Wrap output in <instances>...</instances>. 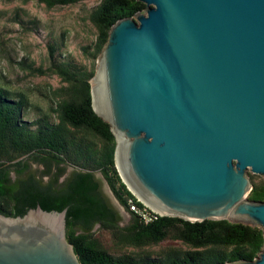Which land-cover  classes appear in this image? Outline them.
<instances>
[{"label":"water","instance_id":"1","mask_svg":"<svg viewBox=\"0 0 264 264\" xmlns=\"http://www.w3.org/2000/svg\"><path fill=\"white\" fill-rule=\"evenodd\" d=\"M118 20L92 80L129 190L165 216L227 219L264 231V0H139ZM67 212H0V264H82ZM264 264V245L253 260Z\"/></svg>","mask_w":264,"mask_h":264},{"label":"trees","instance_id":"2","mask_svg":"<svg viewBox=\"0 0 264 264\" xmlns=\"http://www.w3.org/2000/svg\"><path fill=\"white\" fill-rule=\"evenodd\" d=\"M37 1L54 8L81 0ZM145 7L139 0H101L90 16L97 28L92 53L95 60L108 41L111 27L124 17H136ZM24 65L41 75L56 74L65 85L53 91L55 121L25 120L27 97L15 98L8 89L0 87V212L17 216L37 205L59 211L68 207L67 235L82 264H223L259 256L264 231L258 226L227 219L191 222L165 215L148 224L141 220L128 209L129 198L135 196L116 167V136L93 107L91 80L95 69L55 60L47 68ZM23 156L45 165L41 176L28 172L30 162L19 160ZM67 164L79 169L61 181ZM12 168L18 174L15 179ZM97 170L103 172L131 215L127 226L119 225L122 216L104 196L95 175ZM44 175L50 176L49 182L42 181ZM249 197L264 201V182L253 183ZM97 225L110 232L118 247L140 248L171 238L186 248H173L157 257L113 254L94 232Z\"/></svg>","mask_w":264,"mask_h":264},{"label":"rangeland","instance_id":"3","mask_svg":"<svg viewBox=\"0 0 264 264\" xmlns=\"http://www.w3.org/2000/svg\"><path fill=\"white\" fill-rule=\"evenodd\" d=\"M100 2L101 0H81L70 5L48 8L37 0H0V87L8 89L15 98L21 95L27 97L25 120L55 121L57 118L53 111V91L65 83L56 74L41 75L24 64L47 68L55 60L86 70H96L99 61L95 60L92 53L97 28L90 16ZM51 51H54V57H51ZM20 159L30 162L28 172L41 176L44 164L35 162L28 156ZM76 168L78 167L67 164L61 181ZM95 175L101 182L104 196L122 216L119 225L127 226L131 215L121 205L103 172L97 170ZM11 176L13 179L18 176L14 168ZM249 176L252 185L264 182V175L249 170ZM49 180L50 176H42L44 183ZM94 232L101 237L110 252L117 255L131 253L135 256L157 257L173 248H186L182 242L171 238L140 248L118 247L110 232L100 225L95 227Z\"/></svg>","mask_w":264,"mask_h":264},{"label":"built area","instance_id":"4","mask_svg":"<svg viewBox=\"0 0 264 264\" xmlns=\"http://www.w3.org/2000/svg\"><path fill=\"white\" fill-rule=\"evenodd\" d=\"M135 196V195H134ZM139 202H142L137 196L134 198H129L128 200V209L137 213L141 220H143L146 224L155 221L158 216H161L160 213L149 207L147 204L142 202L140 205Z\"/></svg>","mask_w":264,"mask_h":264},{"label":"flooded vegetation","instance_id":"5","mask_svg":"<svg viewBox=\"0 0 264 264\" xmlns=\"http://www.w3.org/2000/svg\"><path fill=\"white\" fill-rule=\"evenodd\" d=\"M123 206V205H122Z\"/></svg>","mask_w":264,"mask_h":264}]
</instances>
